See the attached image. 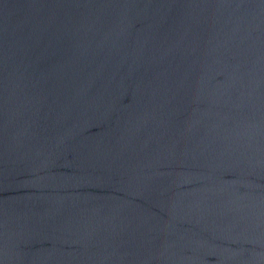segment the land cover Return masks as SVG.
<instances>
[{
  "label": "water",
  "instance_id": "water-1",
  "mask_svg": "<svg viewBox=\"0 0 264 264\" xmlns=\"http://www.w3.org/2000/svg\"><path fill=\"white\" fill-rule=\"evenodd\" d=\"M0 264H264V0H0Z\"/></svg>",
  "mask_w": 264,
  "mask_h": 264
}]
</instances>
